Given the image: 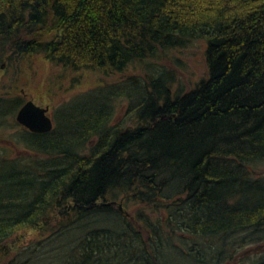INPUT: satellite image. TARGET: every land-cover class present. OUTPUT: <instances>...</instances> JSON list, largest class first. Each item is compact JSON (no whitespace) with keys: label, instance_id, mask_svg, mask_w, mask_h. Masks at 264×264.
<instances>
[{"label":"trees","instance_id":"obj_1","mask_svg":"<svg viewBox=\"0 0 264 264\" xmlns=\"http://www.w3.org/2000/svg\"><path fill=\"white\" fill-rule=\"evenodd\" d=\"M192 41L207 77L189 91L153 64L123 76ZM0 52L122 76L0 153V253L26 229L50 248L5 264H239L264 246V0H0ZM23 104L0 97V128Z\"/></svg>","mask_w":264,"mask_h":264},{"label":"rangeland","instance_id":"obj_2","mask_svg":"<svg viewBox=\"0 0 264 264\" xmlns=\"http://www.w3.org/2000/svg\"><path fill=\"white\" fill-rule=\"evenodd\" d=\"M205 47L206 44L203 41H192L185 48L164 51L145 63L137 62L130 65L123 76L143 74L146 64H153L156 68L174 73L173 90L180 87L183 91H189L195 83L207 77L204 60ZM121 78L122 76L118 74L107 76L93 71L75 72L50 63L43 55L20 56L10 59L0 52V97L16 96L23 99L24 104L26 101L32 100L40 107H48L47 115L52 121L55 111L65 103L72 102L87 90L99 85L119 82L122 80ZM125 112L126 102L117 103L115 121L121 119ZM15 117L16 114L8 118L6 125L0 128V153L8 158H15L23 154L24 151L22 145L12 143L15 140V134L19 133L20 127L24 128L16 122ZM256 168L259 175L253 177L257 179L261 177L260 175L264 176V165ZM133 206L129 208L130 211L138 209ZM63 213V210L60 209L56 215L62 216ZM147 215L155 216L150 213ZM40 235L42 234L38 229L17 232L6 243L8 244L7 255L4 256L0 253V264H5L10 256H15L16 250L19 248L26 252L22 254L23 258L28 257L34 250L38 255L50 251V248L44 247L45 241L40 244L35 241L40 238ZM255 247L257 246H250L244 251ZM263 253L264 250H259L244 255L243 261L239 264H255L262 258Z\"/></svg>","mask_w":264,"mask_h":264},{"label":"water","instance_id":"obj_3","mask_svg":"<svg viewBox=\"0 0 264 264\" xmlns=\"http://www.w3.org/2000/svg\"><path fill=\"white\" fill-rule=\"evenodd\" d=\"M48 107H40L36 105L32 100H28L23 104V106L17 111L15 120L25 129L33 133H46L53 129V121L47 115ZM116 206L115 202L100 203L98 207L103 206ZM95 206V204H90L88 208ZM118 209L124 212L122 205L118 204ZM126 213V212H125ZM264 249V246H257L255 248L249 249L243 253V255H248L253 252Z\"/></svg>","mask_w":264,"mask_h":264}]
</instances>
